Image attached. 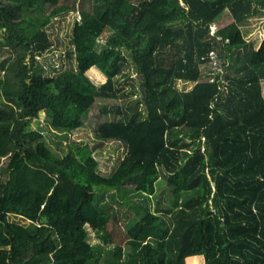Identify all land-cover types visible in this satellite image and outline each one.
Masks as SVG:
<instances>
[{"label":"trees","instance_id":"1","mask_svg":"<svg viewBox=\"0 0 264 264\" xmlns=\"http://www.w3.org/2000/svg\"><path fill=\"white\" fill-rule=\"evenodd\" d=\"M74 9L77 67L47 74L46 27ZM226 9L232 21L212 33ZM262 10L264 0H0V53L11 52L0 63V264H98L87 224L125 256L117 264H264V41L241 27ZM132 57L147 114L117 108L122 118L98 126L126 145L117 168L99 172L88 143L53 152L43 138L81 126ZM216 57L224 68L204 72ZM96 66L101 85L87 74L101 76ZM162 174L168 205L124 229L106 191L149 197Z\"/></svg>","mask_w":264,"mask_h":264},{"label":"rangeland","instance_id":"2","mask_svg":"<svg viewBox=\"0 0 264 264\" xmlns=\"http://www.w3.org/2000/svg\"><path fill=\"white\" fill-rule=\"evenodd\" d=\"M134 1L136 3L140 2V0ZM52 7V4H48L44 12L49 13ZM80 18V11L78 9H74L61 13L57 16H53L51 21L48 23L46 28L50 34V48L37 55L40 63L44 64L47 74L55 75L70 67H77L71 39L75 23ZM232 19L233 18L230 15L229 10L226 9L224 15L220 17L214 26H212V33H214L219 26L231 22ZM241 27L245 37L248 40L253 41L256 48L261 46L264 41V10L245 20L241 24ZM110 34V32H107L106 37H109ZM101 41L103 42V40ZM101 44L102 43L100 42L99 47H101ZM10 53V50L5 48L3 52L0 53V63L8 57ZM220 58L221 57H216L209 62L202 63V70L208 73L211 70L218 71L220 68H224L223 66L221 67L222 60ZM96 69L102 74L101 76H96L98 72L95 74L91 68L87 70V74L94 82L101 85L107 81L108 76L105 75L97 66ZM3 76L4 71L0 68V79ZM195 84L196 81H193L192 83L191 81H187L185 79L177 81V86L184 90L192 89ZM144 92L145 87L143 74H141L138 68H136L132 57L131 61L125 65V70L116 77V94L109 97H98L95 104L91 107L88 115L84 117V123L75 130L67 133V136H62L59 131L53 129V136H45L43 141L46 142L53 152L62 157L66 156L70 152L72 144H74L73 146L75 147L77 144L88 143L93 148V154L98 160V171L105 175H110L117 168L118 164L125 155L127 148L120 140L103 139L99 133L98 126L105 120L122 118L123 113L118 112L116 110L117 108L129 113L140 112L143 115H146L147 108L144 100ZM4 99L5 98L3 96H0V100ZM42 119L37 121H41L42 125L44 123L46 125L50 124L47 122L49 116H45ZM37 121L33 123L34 128L38 125ZM44 132L46 134L47 130L44 129ZM163 175L164 174H162V176L158 179V191L154 195H149V197L134 193L133 191H106L104 203H112L117 209H119L123 216L121 223L124 229L128 225L127 222L131 224L137 216L139 217L141 215L140 210L142 208H146L150 205L155 209L157 202L160 200L162 204H165V206L166 204L168 205L171 197L169 192L163 188L166 186L165 176ZM130 187L132 188V186ZM11 219L25 222L24 217L18 214L11 215ZM86 230L88 232L87 240L91 244L99 245L101 258L98 264H117L125 259V256L119 259L116 254V250L113 247L114 245H110V243L103 241L90 224L86 225Z\"/></svg>","mask_w":264,"mask_h":264},{"label":"crops","instance_id":"3","mask_svg":"<svg viewBox=\"0 0 264 264\" xmlns=\"http://www.w3.org/2000/svg\"><path fill=\"white\" fill-rule=\"evenodd\" d=\"M37 124H38V122H37Z\"/></svg>","mask_w":264,"mask_h":264}]
</instances>
